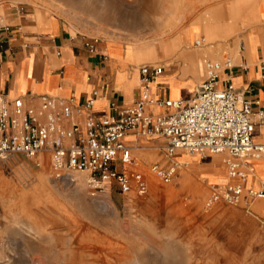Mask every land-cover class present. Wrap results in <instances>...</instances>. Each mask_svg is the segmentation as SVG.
Listing matches in <instances>:
<instances>
[{
  "label": "rangeland",
  "instance_id": "obj_1",
  "mask_svg": "<svg viewBox=\"0 0 264 264\" xmlns=\"http://www.w3.org/2000/svg\"><path fill=\"white\" fill-rule=\"evenodd\" d=\"M16 5L27 14L39 7L63 23L73 21L100 36L91 42L102 36L123 41L126 46L112 40L115 52L104 43L127 63H133L140 43H155L156 55L162 52L153 38L163 36L166 21L169 39L188 30L200 36L205 24L215 27L217 45L225 40L221 35L261 19L260 4L256 9L249 0H0V20L1 9ZM196 40L205 43L196 37L174 53L197 49ZM145 62L151 61L138 65ZM28 159L23 154L0 159V264H264V223L239 216L224 198L215 201V191L199 188L194 178L180 179L187 168L171 183L153 176L152 164L140 168L148 182L143 196L134 189L92 194L86 173L75 172L76 183L56 180L52 163Z\"/></svg>",
  "mask_w": 264,
  "mask_h": 264
},
{
  "label": "crops",
  "instance_id": "obj_2",
  "mask_svg": "<svg viewBox=\"0 0 264 264\" xmlns=\"http://www.w3.org/2000/svg\"><path fill=\"white\" fill-rule=\"evenodd\" d=\"M249 1L256 9L260 4V21L247 22V26H241L238 32L221 35L226 36L225 40L217 45L208 42L200 28V36H190L186 40L189 43L196 37L203 38L204 44H194L197 49L186 46V55L157 52L156 59L162 61L163 65L145 62L138 66L109 53L104 41L118 40L121 46L127 45L119 39L102 36L100 42H91L94 36H98L96 33L76 28L73 21L63 23L39 7H34L28 14L23 6L1 9L0 94L7 98L10 107L18 103L24 111L34 113L41 110L44 96L64 101L73 108L71 121L83 122L87 112L100 118L112 114V104L119 108L134 105L143 94L139 68L142 65H158L163 71L148 86L149 102L145 105V114L156 117L175 111L165 105L166 101L187 103L196 95L198 87L205 80L204 59L219 58V62H223L230 58L234 67L221 72L222 85L226 79H230L242 98L264 101V0ZM36 9L43 16L36 18ZM5 12L9 13L5 15ZM199 17V22H205V13ZM190 22L187 21L186 25ZM230 38H233L232 43H223ZM87 43L94 45L93 50L88 48ZM191 50H194L193 53L189 52ZM88 101H92V105L86 110L83 106ZM78 107L81 108L80 112ZM71 121H66L64 126L68 127ZM254 140L264 145V125L258 127ZM123 142L132 149L134 165L129 168L131 174L139 173L147 178L140 168L168 163L163 137L143 136L137 130H132L124 136ZM199 156L178 152L174 160L181 167L176 178L181 169L187 168L180 179L189 181L194 178L199 188L214 190L218 195L215 201L223 198L229 185L242 184L243 193L239 202L226 204L233 205L232 210L237 211L239 216H249L264 223V198L249 195L250 190H260L264 185V157L250 161L253 171L241 182L228 175L227 153ZM204 157L208 160L199 161ZM27 158L37 163L51 164V155L47 151L36 158Z\"/></svg>",
  "mask_w": 264,
  "mask_h": 264
},
{
  "label": "built area",
  "instance_id": "obj_3",
  "mask_svg": "<svg viewBox=\"0 0 264 264\" xmlns=\"http://www.w3.org/2000/svg\"><path fill=\"white\" fill-rule=\"evenodd\" d=\"M194 44L200 46L202 40ZM86 45L93 50V44ZM204 66L205 80L196 95L187 103L166 101L165 105L175 111L156 117L145 114V105L149 102L148 86L163 71L158 65L139 68L143 94L134 105L119 108L112 104V114L100 118L87 112L83 122L71 121L73 108L64 101L44 96L41 110L34 113L24 111L18 103L10 107L0 94V159L13 154L36 158L47 151L56 180L73 183V174L84 172L92 194H108L113 189L128 194L134 189L143 196L148 182L143 175L129 172L134 159L131 147L123 142L129 131L137 130L143 136L165 139L168 163L150 167L164 183L177 176L181 164L174 158L178 152L202 156L227 153L229 177L244 182L253 171L250 161L264 157V145L254 140L258 127L264 125V101L242 98L230 79L222 85L221 72L234 67L230 58L223 62L207 59ZM91 105L88 101L83 108L88 110ZM69 120L68 127L64 126ZM242 193V184H231L223 198L238 203ZM249 195L264 198V185L260 190H250Z\"/></svg>",
  "mask_w": 264,
  "mask_h": 264
},
{
  "label": "bare ground",
  "instance_id": "obj_4",
  "mask_svg": "<svg viewBox=\"0 0 264 264\" xmlns=\"http://www.w3.org/2000/svg\"><path fill=\"white\" fill-rule=\"evenodd\" d=\"M229 16V15H228ZM232 16H234L233 13H231L230 17L232 18ZM210 18V17H209ZM210 21V20H209ZM171 26L168 25L167 21L165 22L164 28H163V32H161V35L163 36H158V37H154L153 41L156 43H159L160 48L162 50V52L165 53H170V52H175L177 51V49L182 45V44H186L189 45L190 43H186V37H190L193 36L195 33L193 30H188L186 32H183L179 38H168V37H164L166 34H168V32L170 31ZM172 30V29H171ZM217 29L215 27H209L205 24V26L202 28V31L205 35V39L208 41H213L216 39V31ZM108 43L110 46H112L111 50L113 52L114 51V42L109 39ZM155 43H140L139 47L136 50V53L132 56V61L135 65H138L139 62L141 61H151L154 62L156 59V52L154 50V45ZM203 50V49H202ZM205 51V50H204ZM191 53V52H190ZM193 53V52H192ZM75 183L77 182V174H73ZM84 185L80 184V189H83ZM78 188V189H79ZM105 204L109 205V201H108V197H105L104 199ZM106 208V207H105ZM109 208V207H108Z\"/></svg>",
  "mask_w": 264,
  "mask_h": 264
}]
</instances>
